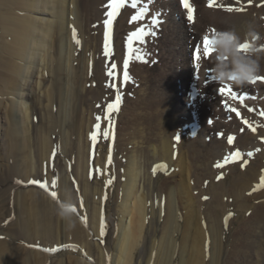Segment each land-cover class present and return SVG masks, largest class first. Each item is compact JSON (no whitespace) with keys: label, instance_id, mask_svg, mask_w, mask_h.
Segmentation results:
<instances>
[{"label":"bare ground","instance_id":"obj_1","mask_svg":"<svg viewBox=\"0 0 264 264\" xmlns=\"http://www.w3.org/2000/svg\"><path fill=\"white\" fill-rule=\"evenodd\" d=\"M189 3L195 10L192 22L181 0H137L135 9L129 0L114 21L106 55L103 21L107 0H0V94L19 95L30 101L24 117L27 122L31 120L27 135H23L17 120L23 102H12L5 110L10 125L6 148L0 143V264H48L46 253L29 251L23 245L47 248L48 240L61 253L59 264H86L75 255L73 247H91L84 229L76 215L73 226L66 225L57 215L55 204L66 196L77 200L76 185L72 187L68 182L62 157L57 159L53 152L60 143L54 136L58 120L53 105L62 100V104L72 101L75 106L74 121L62 122L71 133L69 141L61 140L63 158L72 162L80 184L88 180L83 188L86 198L91 194V165L97 164V172L103 174L111 157L116 180L112 198L114 202L122 199L117 212L122 219H128L120 223L117 264H136L137 255L145 260L152 244L162 246L156 264H173L177 247L178 264H225L227 258L230 264H264V79L242 88L219 84L212 75L214 52L210 56L203 54L205 36L211 38L216 31L231 29L243 38L249 23L261 37L257 43L264 45V0H212L211 7L210 0ZM228 7H240L242 11L228 12ZM141 10L145 15L132 21V16ZM92 12L96 32L85 27L91 24ZM39 14L50 18H38ZM156 18L158 26L153 24ZM69 21L79 25L72 33L76 45L69 44L66 51L65 41L73 31ZM139 29L145 30L143 43L137 40L129 45V35ZM93 57L94 98L101 117L109 113L107 105L114 101L116 88L122 97L120 110L107 116L112 142L108 145L109 157L104 147L87 151L81 144L85 130L83 110L89 100L83 93L87 92L85 69L92 68ZM126 59L130 77L127 82L123 79ZM260 63L257 78H264V56ZM35 67L39 74V68H43V98L19 93L27 87L23 79L32 77L31 69ZM109 72L116 73L115 78L109 77ZM114 79L116 87H110ZM221 88L225 89L223 95ZM229 92L235 96H229ZM193 94H197L195 99ZM36 99L44 105L43 116H39ZM127 107L132 108L129 114ZM132 114L139 117L136 123L130 119ZM116 116L129 130L122 133L120 123L115 127ZM95 117L88 128L104 141L107 125L101 117ZM131 130L136 134L132 136ZM229 137L234 138L231 144ZM66 146L70 147L66 150ZM237 151L240 156L235 155ZM229 156L228 163L216 167ZM106 172L108 175L110 171ZM43 177L60 191L61 197L54 203L41 191L18 190L19 183L40 184ZM98 190L93 191L95 198L99 197ZM111 205H107L109 210L106 208L108 218ZM104 211L99 206L94 208L92 222L97 234L101 233L102 219L106 220ZM10 214L15 220L4 224ZM110 224L106 220V229ZM151 262L154 263L147 260ZM101 264H107L104 256Z\"/></svg>","mask_w":264,"mask_h":264},{"label":"rangeland","instance_id":"obj_2","mask_svg":"<svg viewBox=\"0 0 264 264\" xmlns=\"http://www.w3.org/2000/svg\"><path fill=\"white\" fill-rule=\"evenodd\" d=\"M71 7L73 8V6H71ZM21 14L23 15V13L20 12V15ZM37 17L38 18H50V15L49 16L48 15L44 16L42 14H39ZM69 17H70V19H72V14ZM91 18H92V20H91ZM91 18H90L91 24L89 26H88V24H87V26L85 24V27H87V28L90 27V29H91V30L89 29L90 31L96 32L97 21H96V18L94 17V12H92ZM1 22L2 21L0 19V35H2V32H1L2 29L1 28H2V25H3ZM75 23L72 24V22H71V24H72L71 25L70 21H69V27H72L73 31L71 32V36L68 34L69 40L67 39V41H65L66 42L65 43L66 44L65 47L67 48L66 51L68 49H70L69 48V44H70V47H71V43H73L72 40L75 38V35H74L75 33L74 32L77 31V28H78L77 26L79 25L76 21H75ZM72 33H74V34H72ZM83 42H84V40H83ZM74 44L75 43H73V45ZM80 45H81V43H80ZM92 60H93V62L90 64V65H92V68L90 67L88 69H85L86 70V72H85L86 76L85 77L87 79L86 80L87 84H85V85H86V91L87 92H83V93L87 94L86 98H88L89 100L87 99L88 100V107H86L83 110V115H84V118H85L83 124L85 126V130L83 132V136L81 137V141L82 142L81 141L80 142H81L84 150L87 149V151H88V149L91 150L92 147H94V149L95 148L104 147L105 148L104 149L105 150L104 154L108 153V157H109L110 149H109L108 145L110 146L111 145L110 143H112V142H110V138H109L110 132H111V123H110V119H109L110 117H107V116H113V114H110V113L106 114L105 113V117H101L102 115L99 114V111H98V108H97V106H98L97 105V99L94 98L95 97L94 93L96 92L95 91L96 90L95 70L93 68L94 65H95L94 57L92 58ZM144 63L146 64V61ZM152 65H154V62H152ZM34 69H35V71H34ZM39 69H41V70H39L40 74L36 73L37 72L36 67L31 69L33 71V76L32 77H25L23 79L24 82H27L26 83L27 87L28 86L29 87L28 88L26 87L25 90H23V88H22V90H20L19 93H22L24 95H26L28 93L31 96L32 95L33 96H37L38 98L40 96L41 98H43L44 88L42 89V86H41V83H42L41 71H42L43 68L41 67ZM32 71H30V73H32ZM87 72H88V74H87ZM71 73H72V70H71ZM78 77H79V75H78ZM90 81L91 82L94 81V82L91 83ZM29 83H30V85H29ZM67 84H68V82H67ZM66 86H67V88L70 87V85H65V87ZM83 86H84V84H83ZM87 87H88V90H87ZM89 87H91V89ZM91 90H92V93H91ZM0 99L3 100L2 101V105H1V111H0V143L2 145H4L3 146L4 148H6L5 144L7 142L6 141L7 140L6 134H7V131H8L7 128H9V125H10V123L6 119V115H5L6 108H8L9 105L12 102H17V104H21V102H23V104H22L23 109H22V112H18L20 114L17 116V120H18V122H20L22 124L23 133H24V134L23 133L22 134L23 135H27L26 132H27V129L29 128V123L31 122V120H29L30 122L29 121L27 122V119L24 116H25L26 104L29 105L30 101L27 102L26 99L20 98L19 95L18 96L17 95L16 96H13V95L2 96L0 94ZM62 102H63V100H62ZM62 102H59V101L56 102L55 101V103L53 105V109H54L53 112H54V114L56 116V120H58V126L56 128L57 132H56V134H54V136H55L56 139L60 140V143L59 144L57 143V146L54 147L53 152L55 151V155H56L57 159H59L60 156L62 157L61 160L63 162V166H64V170H65V174L67 176L68 182L72 185V187H74V185H76L75 186V188H76L75 189V193L77 194L76 195L77 196V200L76 199H73L74 201L72 200L74 202V204H75V215H76V218L78 220V223L84 229L86 237H87V240H89V244L91 246V247H87V248H86L85 245H81V244L79 246H73V247H76L74 249L75 252H76L75 255L77 257H79L80 260H82L83 263H86V264H101V258L103 256L105 257V260H106L107 264H117V260H118L117 258H118L119 254H120L119 249H118V247H119L118 239L120 238V233H121L120 223H121V220L122 221L123 220L126 221L128 219H127V217L122 219V216H120V213L117 212V210L120 209L119 206L123 204L122 199H120L119 201L114 202L115 201V197L112 198L114 196L115 191H116V180H114V177L112 175V169H111V166H112L111 163L112 162L109 163V160L106 162V164H107L106 167L107 168L103 169L104 170L103 174H102V171L101 172H97V167H98L97 164H95V166L91 165V168L89 169V172H88L90 174V178L89 177L88 178H89V182L91 184L90 188L88 187V190L90 189L89 191H90L91 194H90L89 199L86 198V196L83 193V188L87 184L88 180L85 181L84 185L80 184L78 178L76 177V173L74 174V171H75L74 167H71V163L72 162L69 159L68 160L66 159V161H65L64 160L65 157L63 158L64 145L62 144L63 141L61 142V140L62 139H67V141H69L70 140L69 138H71L70 137L71 133H69V131H68V129H70V128H68V127L65 128L64 125L62 124V122H63V119L64 120L66 119L67 121L68 120L69 121L72 120V122L74 121V119H72V118L74 116V114H73L74 112L73 111H74V107L75 106H74V102H72V101L70 103H69V101H65L63 104H62ZM111 102H113V101H111ZM36 103L38 105V110L40 112L39 116H41L40 114H42V116H43V114H44L43 112H44V109H45V108H43L44 105L40 104V101L37 100V99H36ZM65 103H66V105H65ZM138 103H140V102H138ZM65 107H67V109H68L67 116H65V111H66ZM141 107H145V106H141ZM61 108L64 110V113H63ZM131 109H132L131 107H127L126 114H129ZM125 115L122 118H125ZM95 116L101 117L102 119H100V118L99 119L103 123H106V125H107V126H105V127H107V132H106L107 135H105L107 137L105 138L104 141H103V138H99L97 136H96L97 140H93L92 136L94 135V133L96 131L93 133L92 130H90L88 128V127H90L91 120L93 118L96 119ZM119 118H120V116H116L115 117V121L117 120L115 127L118 126V123H120L119 126L121 128L123 127L122 133H124L127 129L129 130L130 127L127 128V125L122 126V124H123L122 119L120 120ZM138 118L139 117L137 115H133L132 114V116H130V119H131V121L133 123H136L137 120H139ZM118 120H120V122H118ZM35 122H37V121L35 120ZM159 132L162 133V132H164V130H160ZM130 134H132V136H133L134 134H136V131L131 130ZM77 142H78V138H77ZM69 147L70 146H66V150ZM66 150H65V152H66ZM33 152H34V148H33ZM35 152H36V150H35ZM95 156H97V151H95ZM95 160H96V157H95ZM5 162L8 163V160H6ZM75 163L76 162H73V165ZM82 163H83V161L81 160L80 164H82ZM77 165H76V168H77ZM107 170L110 171V172H108V175H107V172H106ZM83 171H84L83 168L80 169L81 173H83ZM57 178H59V176L57 177V175H56V180H57ZM109 181H111V182L109 183ZM125 181H126V178H123L122 179V183L124 184ZM57 182L59 183L58 180H57ZM77 184H79V185H77ZM123 184L121 185L122 187L120 188L121 193H123V188H124ZM41 185H44V187H41ZM52 185L53 184H51L50 182H45L44 177H43V179L41 180L40 184L36 183V182H35V184L34 183L31 184L30 181H29V184H27V185H25L24 182L19 183L18 184V186H19L18 190L28 191V190L34 189V190H37L39 192L41 191L42 194H44L47 198H49L54 203V200H57L58 196L60 195V191L57 188V186L54 187ZM96 188L97 189L99 188L98 194H99L100 198L97 197L98 199L95 198L94 195H93V191L96 190ZM51 189H53V190L51 191ZM57 189H58V191H57ZM52 193H55V196L56 195L57 196L55 198H53V195L51 196ZM101 194H102L103 197L101 196ZM60 197L61 196H59V198ZM58 203H60V202L55 201V204H58ZM110 203L113 206L111 205L112 206V211H111V213H109L110 217L108 218L106 216L107 215L106 208H107V205L110 204ZM1 204L3 205V203H1ZM95 206H99L100 208L102 207L105 210L104 211V216H105L106 220H108L109 223H111L109 225V227L106 229V225H105L106 220L104 218L102 219V222L105 225V234H104L105 238H104V235H101V233L97 234V230L93 226L92 219H93V216H94L93 214H94ZM107 209L109 210V208H107ZM10 216H9V218L4 219V224H7L6 222H8V221L12 222V221L15 220V217L13 216V214H10ZM85 218H86V222H85ZM124 221H123V223L125 224ZM45 239H46V241L48 240L47 237ZM51 242H52V240H48L47 248H39V247H36L34 245H28L26 243L25 244L23 243V245L29 251L42 252L43 254L46 253V256L48 255V257L50 258L48 264H59V261L62 259V257L60 256L61 253L58 250H56V248L54 249L55 245L54 244L52 245ZM142 248H143V244L139 245L138 250L141 251ZM161 248H162V246H160V244H158V245L157 244H152L150 246V249H149V252H148L149 255L147 256V258L145 260L143 258H141V257H138V255L135 257L134 260L136 261V264H140V262H141V264H148L147 260H150V259H152L154 261V263L151 262V264H156V262H157L156 260H158V256H159V253H160L159 251L161 250ZM101 252L103 253V255H102ZM179 252H180L179 247H177L176 252H175L176 253V257H174V261L175 262H173V264H178V258H179L178 253ZM24 253H26V252L24 251ZM26 254H24V255L27 256ZM28 256H29V254H28ZM115 258H116V260H115ZM140 260H144V261H140ZM229 261H230V259L227 258V260L225 261V264H230Z\"/></svg>","mask_w":264,"mask_h":264},{"label":"clouds","instance_id":"obj_3","mask_svg":"<svg viewBox=\"0 0 264 264\" xmlns=\"http://www.w3.org/2000/svg\"><path fill=\"white\" fill-rule=\"evenodd\" d=\"M215 49L212 58V75L219 84H231L245 87L255 80L261 71V57L264 45L257 43L261 39L253 24L249 23L243 38L235 30L216 31L211 37ZM247 44L246 51L242 45ZM57 215L69 227L74 224L75 204L66 196L57 204Z\"/></svg>","mask_w":264,"mask_h":264},{"label":"snow or ice","instance_id":"obj_4","mask_svg":"<svg viewBox=\"0 0 264 264\" xmlns=\"http://www.w3.org/2000/svg\"><path fill=\"white\" fill-rule=\"evenodd\" d=\"M127 3H129V0H107V4H106V19L103 21V27L105 29V44H104V48H105V54L106 55H107V53L109 51V42H110L111 35H112V29H113L114 21L116 20V17L120 14V10L123 7H125V5ZM181 3H182L183 7L185 8V10L188 13V16H187L188 20L190 22L194 21V11L195 10H194V8L191 7V5L189 3V0H181ZM209 6L210 7L213 6L212 0H210ZM131 7L133 9L137 8V0H131ZM225 10L228 11V12H233V11L240 12V11H242V8H240V7H237V8L228 7ZM144 15H145V11L141 10V11H139L137 13V15L132 16L131 19H132V21H136V20L142 18ZM159 22L160 21H159L158 18L153 20V24L156 25V26L159 25ZM144 35H145V30L144 29H139L138 31L132 32L129 35V37H128L129 45H134L137 40H139L140 43H143V39L142 38H143ZM77 43H79L78 40H77ZM212 44H213L212 39L209 38L208 36H205L204 40H203V54L204 55H209L210 56L215 51V49L212 47ZM247 48H248V45L244 44V45H242L241 50L242 51H246ZM199 57H200V50L198 48L197 52H196V58L199 59ZM136 58L140 59L141 57L137 56ZM128 65H129V60L126 59L124 61V65H123V79H124L125 82H127V80L130 79V77L128 76V73H127ZM112 67L115 68V65H112ZM108 76L115 78L116 73L109 72ZM257 79H264V78H256L251 83H255ZM109 86L110 87H116L115 79H114L113 83L110 84ZM220 92H221L222 95L225 94V89L221 88ZM228 95L232 96V97L235 96V94L231 93V92H229ZM121 103H122V97L119 94V89L116 88V95H115L114 101L107 105L108 112L109 113H111L113 111H117L118 112L119 111V105ZM225 107H227V104L225 105ZM96 127L99 128V124ZM105 135H107V133H105ZM92 139L96 140L95 134L92 136ZM233 139H234L233 137H229L228 138V143L231 144L233 142ZM235 155L236 156H240L241 153L239 151H237L235 153ZM248 155L251 156L252 153L249 152ZM230 159H231V156L226 157L223 162L217 163L216 167L217 168L223 167L224 164L228 163ZM109 163H111V157H109ZM110 182L111 181H109V183ZM261 185H264V177H261ZM41 187H44V185H41ZM51 195H53V198H55V193H52ZM85 222H86V218H85ZM104 234H105V225L102 222L101 235H104Z\"/></svg>","mask_w":264,"mask_h":264}]
</instances>
